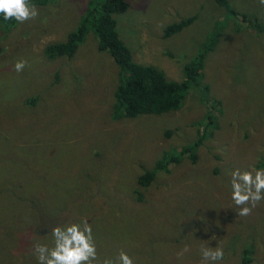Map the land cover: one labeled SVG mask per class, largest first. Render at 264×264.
Here are the masks:
<instances>
[{
    "label": "rangeland",
    "instance_id": "obj_1",
    "mask_svg": "<svg viewBox=\"0 0 264 264\" xmlns=\"http://www.w3.org/2000/svg\"><path fill=\"white\" fill-rule=\"evenodd\" d=\"M91 1L53 0L36 6L33 21L0 22V264H37L34 248L53 246L52 227L85 219L101 260L122 250L135 264H201L202 247L221 246L220 264H244L247 249L248 264H264V201L240 216L230 197L232 171L264 169V6L226 0L236 18L215 0L130 1L114 16L119 38L132 62L169 80L183 78L213 32L217 43L202 69L206 93L199 84L178 111L114 121L120 69L92 31L71 59L44 54L79 26ZM18 60L27 61L20 73ZM198 134L196 163L184 154L149 186L137 184L164 152L176 156Z\"/></svg>",
    "mask_w": 264,
    "mask_h": 264
},
{
    "label": "trees",
    "instance_id": "obj_2",
    "mask_svg": "<svg viewBox=\"0 0 264 264\" xmlns=\"http://www.w3.org/2000/svg\"><path fill=\"white\" fill-rule=\"evenodd\" d=\"M51 1L53 0H30V3L41 7L48 5ZM130 1L132 0H92L88 4L79 26L68 34L66 40L48 44L44 49V54L48 59L61 57L71 59L83 42L85 34L89 31L93 32L97 41V49L107 53L120 69L118 85L114 91L115 103L112 111V120L114 121L122 118L135 119L143 115L158 116L178 111L184 100V94L191 87H197L199 84H201L200 90L206 93L208 86L202 85V81H200L203 78L202 69L207 56L214 51L217 43V34L213 32L201 45L195 57L183 66V78L180 81L169 80L165 73L158 68L141 66L132 62L129 48L119 38L114 16L126 12ZM215 2L218 6L227 8L237 18L238 14L229 9L226 0H215ZM196 19L197 15L194 14L166 26L163 37L169 38L181 32ZM242 20L248 19L243 17ZM0 22L5 25L16 23L14 20L5 21L2 15H0ZM252 23L256 24V20ZM252 27L256 28L253 25ZM30 102L33 103L34 100ZM212 119L213 115H209L207 126H210L209 122H212ZM198 135L192 145L183 147L176 156L164 152L151 170H144L137 178V184L140 187L149 186L158 171L166 170L165 166L168 163H180V158L184 154H189L191 163H196V149L205 138L203 136L202 139L200 134ZM249 252L248 249L244 250V264L250 263Z\"/></svg>",
    "mask_w": 264,
    "mask_h": 264
},
{
    "label": "clouds",
    "instance_id": "obj_3",
    "mask_svg": "<svg viewBox=\"0 0 264 264\" xmlns=\"http://www.w3.org/2000/svg\"><path fill=\"white\" fill-rule=\"evenodd\" d=\"M264 6V0H258ZM0 15L5 21L14 20L17 24H24L38 18V8L30 0H0ZM27 61L18 60L13 70L22 72ZM230 197L240 211L238 215L247 216L252 209L264 201V169L241 171L235 169L231 173ZM53 246L36 245L34 254L37 264H135L134 258L126 252L120 251L115 258L101 260L93 236L92 226L88 221L69 223L55 226L50 229ZM190 249L185 245L180 255ZM201 264H220L224 259V250L221 246L214 249L202 247Z\"/></svg>",
    "mask_w": 264,
    "mask_h": 264
}]
</instances>
